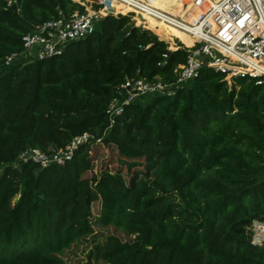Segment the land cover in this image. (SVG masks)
<instances>
[{
	"label": "trees",
	"instance_id": "obj_1",
	"mask_svg": "<svg viewBox=\"0 0 264 264\" xmlns=\"http://www.w3.org/2000/svg\"><path fill=\"white\" fill-rule=\"evenodd\" d=\"M77 1L0 0V264L81 263L89 248L87 264H264L248 230L264 222V84L206 68L112 122L128 78L175 83L188 52L118 14L59 55L6 65L34 25L85 13ZM86 133L63 166L19 164Z\"/></svg>",
	"mask_w": 264,
	"mask_h": 264
},
{
	"label": "built area",
	"instance_id": "obj_2",
	"mask_svg": "<svg viewBox=\"0 0 264 264\" xmlns=\"http://www.w3.org/2000/svg\"><path fill=\"white\" fill-rule=\"evenodd\" d=\"M91 4L85 7V13L75 12L67 17L62 12L59 17L33 28L23 37V50L6 58V65L14 62L43 60L65 51L70 42L85 40L96 32L97 24L104 18L107 9L101 6V0H86ZM98 1V2H97ZM130 11L124 15H148L159 23L176 28L194 39L192 46L182 44L188 56L185 64L176 70L177 82L166 84L161 81H148L144 78H128L121 86L125 93L124 100L115 99L108 108V114L114 122L124 114L126 106L143 96L173 95L176 87L189 85L196 80L203 69L209 68L224 75L231 85L236 78L256 80L257 85L264 84V0H210L206 12L197 21L184 23L177 21L171 14L160 7L144 0H119ZM204 1V2H203ZM206 0L194 2L203 9ZM9 6L12 1H9ZM109 8V7H108ZM113 7L109 8L112 11ZM118 15V14H116ZM133 15V16H134ZM133 19V17H132ZM148 24L137 26L150 29ZM162 39V37H160ZM164 40V39H163ZM166 41V40H165ZM170 45L171 43L167 41ZM181 47L171 46V50ZM89 134L74 138L65 148L48 155L39 148L27 149L19 156V164L30 161L43 167L56 164L65 165L76 150L87 143ZM254 245H264V222L255 221L248 229Z\"/></svg>",
	"mask_w": 264,
	"mask_h": 264
},
{
	"label": "rangeland",
	"instance_id": "obj_3",
	"mask_svg": "<svg viewBox=\"0 0 264 264\" xmlns=\"http://www.w3.org/2000/svg\"><path fill=\"white\" fill-rule=\"evenodd\" d=\"M136 1L137 0H135L134 2L136 3ZM150 1H152V4L156 5V3L153 0H144V2H146V3L147 2H150ZM177 1L178 0H172V1H169L167 3H164L163 5L158 4L156 6L162 8L168 14H171L173 17L177 18L178 17L177 10L179 9V4H178ZM77 3H79L82 6H86L87 8H90L91 7V4L88 1H86V0H80V2L77 1ZM100 3H102L101 6L103 7V9H107L108 10V11H106V13H108V12L113 13L112 15L123 14V13L124 14H128L127 12H123V11H130L129 9L126 8V5L124 3H122L121 1H119V0L116 3H108L106 0L105 1L104 0H101ZM112 5H114L113 10L112 11H109V8H111ZM108 15H110V14H106L104 17H107ZM147 16L148 15H144V16L138 17L137 15H134L133 16V22H134V24L137 25V26H139L142 23H144V24H148L149 26H153L156 29H160L161 28V30L158 33H156V31L154 29L151 30L158 37H160L159 34H161L162 31H163L162 30V27H161V23L157 22V20H155L154 18H149L146 21H144L142 18H146ZM146 30H150V29H147L146 28ZM166 41H169L171 43V46H175L178 43L186 44L187 46H192L194 44V39H192L191 37H189L187 34H184V33L171 34L170 39L169 40H166ZM233 85H234V82H232V84L231 85H228V86L232 87ZM106 153H108V154H106V157H104L103 159L100 160V164H103V163H104V165H105V163H108L109 164V161H110L109 158L111 156V151L107 149L106 150ZM115 154H117V153H115ZM116 159H117V157H116ZM94 172H95V174H99L100 173V169H96V171H94ZM111 232H114L115 233L114 229H111ZM116 232H117L118 235L125 237L124 234L120 230H118ZM89 250H90V248L87 249L85 251V253L82 252V251L79 253V256L78 257H79L81 263L78 262V259H76L75 257H72V260L69 261V264H87V257H88Z\"/></svg>",
	"mask_w": 264,
	"mask_h": 264
},
{
	"label": "bare ground",
	"instance_id": "obj_4",
	"mask_svg": "<svg viewBox=\"0 0 264 264\" xmlns=\"http://www.w3.org/2000/svg\"><path fill=\"white\" fill-rule=\"evenodd\" d=\"M108 3H116L118 0H106ZM197 0H178L179 9L177 10L178 17L175 18L177 21H184V23H193L197 21L201 14L206 12V9L209 7V1L206 0L207 4L204 5L203 9L201 7H196L194 2ZM204 2V1H203ZM167 13V12H166ZM162 33L159 34L160 37L164 40H169L171 34L184 33L176 28L169 27L165 23H161ZM185 34V33H184Z\"/></svg>",
	"mask_w": 264,
	"mask_h": 264
}]
</instances>
